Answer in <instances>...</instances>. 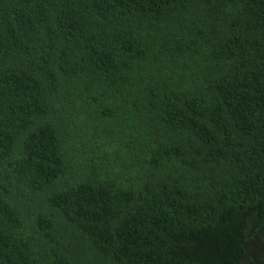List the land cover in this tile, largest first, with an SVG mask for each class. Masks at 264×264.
<instances>
[{"label":"trees","instance_id":"obj_1","mask_svg":"<svg viewBox=\"0 0 264 264\" xmlns=\"http://www.w3.org/2000/svg\"><path fill=\"white\" fill-rule=\"evenodd\" d=\"M251 215L264 0H0V264H244Z\"/></svg>","mask_w":264,"mask_h":264},{"label":"rangeland","instance_id":"obj_2","mask_svg":"<svg viewBox=\"0 0 264 264\" xmlns=\"http://www.w3.org/2000/svg\"><path fill=\"white\" fill-rule=\"evenodd\" d=\"M243 236L240 261L244 264H264V215H251L247 219Z\"/></svg>","mask_w":264,"mask_h":264},{"label":"flooded vegetation","instance_id":"obj_3","mask_svg":"<svg viewBox=\"0 0 264 264\" xmlns=\"http://www.w3.org/2000/svg\"><path fill=\"white\" fill-rule=\"evenodd\" d=\"M250 232H252V230Z\"/></svg>","mask_w":264,"mask_h":264}]
</instances>
